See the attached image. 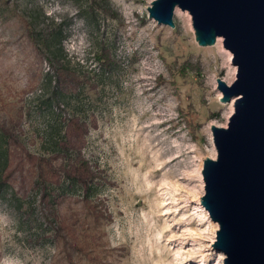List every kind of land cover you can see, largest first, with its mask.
Listing matches in <instances>:
<instances>
[{"label": "rangeland", "instance_id": "obj_1", "mask_svg": "<svg viewBox=\"0 0 264 264\" xmlns=\"http://www.w3.org/2000/svg\"><path fill=\"white\" fill-rule=\"evenodd\" d=\"M154 1L0 0V122L23 107V143L48 156L59 151L64 118L97 121L84 153L105 171L108 184L92 195L111 215L98 264H225L212 246L220 228L202 206L203 171L217 159L212 127L227 128L235 112L236 99L221 102L218 79L232 86L238 69L223 39L199 45L188 12L177 8L174 29L150 19ZM25 21L41 51L83 81L78 94L55 97L53 69ZM5 151L0 137V172ZM52 189L82 194L70 182ZM38 207L37 193L22 213L0 202V264H65Z\"/></svg>", "mask_w": 264, "mask_h": 264}, {"label": "water", "instance_id": "obj_2", "mask_svg": "<svg viewBox=\"0 0 264 264\" xmlns=\"http://www.w3.org/2000/svg\"><path fill=\"white\" fill-rule=\"evenodd\" d=\"M177 8L192 17L199 45L223 39L238 69L232 86L218 79L235 112L227 128L212 127L217 159L204 164L202 206L220 228L212 246L225 264H264V0H156L148 11L174 29Z\"/></svg>", "mask_w": 264, "mask_h": 264}, {"label": "trees", "instance_id": "obj_3", "mask_svg": "<svg viewBox=\"0 0 264 264\" xmlns=\"http://www.w3.org/2000/svg\"><path fill=\"white\" fill-rule=\"evenodd\" d=\"M26 25L32 44L53 69V75L47 76L50 84L54 80L55 97L78 94L83 81L77 73L61 64L55 53L42 52L32 24L27 21ZM51 35L60 36L61 31ZM43 44L49 47L46 41ZM105 58L108 65L113 63L109 52L105 53ZM44 80L42 75L32 90ZM25 115L22 107L16 118L0 122V137L6 147L1 154L5 155V161L0 172V202L22 213L24 202L37 193L40 219L52 227L53 241L63 254L65 264H98L101 258L96 252L101 247L102 228L111 221V215L105 200L92 195L95 186L108 184L105 171L95 167L84 153L97 121L93 119L88 123L77 116L64 118L65 130L59 151L41 156L32 153L21 139ZM66 182L78 185L82 194L73 196L53 191V187L60 189ZM75 206L81 209L74 210Z\"/></svg>", "mask_w": 264, "mask_h": 264}, {"label": "bare ground", "instance_id": "obj_4", "mask_svg": "<svg viewBox=\"0 0 264 264\" xmlns=\"http://www.w3.org/2000/svg\"><path fill=\"white\" fill-rule=\"evenodd\" d=\"M175 15L176 16H178V15H180V11L178 10V9H176V11H175ZM221 41V40H220ZM230 61H231V59H230ZM234 76H235V73L233 74H231L230 75V77H229V81H232L233 79H234ZM215 158V157H214Z\"/></svg>", "mask_w": 264, "mask_h": 264}]
</instances>
